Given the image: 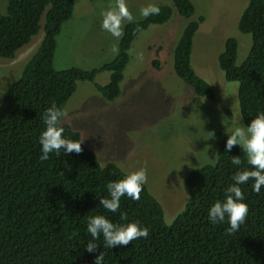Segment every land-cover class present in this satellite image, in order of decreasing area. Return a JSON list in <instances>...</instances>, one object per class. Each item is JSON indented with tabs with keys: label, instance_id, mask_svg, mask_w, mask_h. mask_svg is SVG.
I'll return each instance as SVG.
<instances>
[{
	"label": "trees",
	"instance_id": "trees-1",
	"mask_svg": "<svg viewBox=\"0 0 264 264\" xmlns=\"http://www.w3.org/2000/svg\"><path fill=\"white\" fill-rule=\"evenodd\" d=\"M171 3L183 18L194 12L190 0ZM157 6L159 15L124 24L119 54L109 61L92 68L55 69V37L71 15L73 0H7L4 13L0 12V58H12L39 30L41 37L0 101V264H95L100 252L103 264H264V186L257 194L252 190L254 181L239 185L248 214L235 233L226 232L227 218L221 224L208 219L210 206L223 202L226 188L234 183L238 166L231 163L232 156L244 160L239 169L250 168L239 145L226 151V131H213L215 164H202L185 175L187 200L169 223L145 184L139 200L123 196L116 213L105 210L100 198L109 196L106 184L127 172L113 162L100 165L83 143L79 154L61 150L59 155L49 153L46 161L39 160L44 111L53 103L62 110L77 81L93 83L104 99L114 100L132 41L149 25L163 24L170 17V5ZM202 20L197 16L182 27L172 48V69L195 96L214 100L212 86L190 63L192 38ZM236 30L249 36L244 59L235 63L237 42L227 36L216 62L223 78L237 83V108L246 126L264 112V0H247ZM102 72L108 78L98 84L94 79ZM61 126L65 138L81 140L68 124ZM121 212L127 214L126 221L121 220ZM95 215L114 224L137 222L148 228L149 235L127 246L107 248L101 234L96 251L90 253L85 247L92 240L87 222Z\"/></svg>",
	"mask_w": 264,
	"mask_h": 264
},
{
	"label": "rangeland",
	"instance_id": "rangeland-1",
	"mask_svg": "<svg viewBox=\"0 0 264 264\" xmlns=\"http://www.w3.org/2000/svg\"><path fill=\"white\" fill-rule=\"evenodd\" d=\"M190 1L194 12L183 18L171 0H125L135 20L141 19L139 9L149 4L170 5V17L163 24L149 25L132 41L120 93L114 100L104 99L93 83L77 81L60 122L79 133L84 147L96 154L100 165L113 162L127 173L146 168L145 185L160 203L165 223L187 200L183 182L187 172L215 159L216 147L212 138L206 139L208 132L244 125L237 108V83L223 78L216 57L223 40L233 36L237 42L235 63L244 59L249 36L236 30V21L247 0ZM6 2L0 0L2 13ZM112 3L114 0H73L71 15L55 37V69L92 68L112 59L108 50L118 41L102 30L100 15ZM197 16L203 20L192 38L190 63L212 86L214 100L195 96L172 69V48L184 24ZM40 37L41 30L12 58H0V101ZM141 53L142 60L138 59ZM107 78L108 73L102 72L94 81L104 84Z\"/></svg>",
	"mask_w": 264,
	"mask_h": 264
},
{
	"label": "clouds",
	"instance_id": "clouds-1",
	"mask_svg": "<svg viewBox=\"0 0 264 264\" xmlns=\"http://www.w3.org/2000/svg\"><path fill=\"white\" fill-rule=\"evenodd\" d=\"M161 9L154 4L142 6L139 9L141 18L159 15ZM102 30L111 34L116 41L123 36V26L125 22L131 23L136 18L129 11L125 0H114L107 10L100 13ZM139 30V29H138ZM119 54L118 43L110 45L108 50L109 58ZM138 59H143V54H138ZM66 116L55 103L48 107L42 114L44 129L39 136V143L42 147V154L39 156L41 162L49 159V153L60 154L61 150L65 153H81L82 140L67 139L63 136L64 128L61 120ZM223 123V122H222ZM227 140L226 151H230L233 146L239 145L244 153L245 160L250 168L239 169L244 163L240 156H232L231 163L238 166V170L232 176L234 183L230 184L226 190V197L223 202L217 200L208 210V219L213 224L225 222L229 227L226 232L229 234L239 230L241 224L245 222L248 214V205L244 202V193L239 185L254 181L252 190L260 193L264 186V112L258 113L246 126L236 125L230 129L226 126ZM208 138H215L214 132H208ZM215 164V160H210ZM147 182L146 168L141 167L135 171L128 172L123 178L109 181L106 188L109 196L100 198V204L105 210L116 213L121 204V198L127 196L133 200L140 199L142 186ZM122 221L127 220V214L121 212ZM87 231L91 234L92 240L86 244V250L90 253L95 252L97 243L102 234L104 247L127 246L133 240L147 238L149 230L147 227H140L137 222L114 224L103 215L88 217ZM104 253L100 252L95 257V264H103Z\"/></svg>",
	"mask_w": 264,
	"mask_h": 264
}]
</instances>
